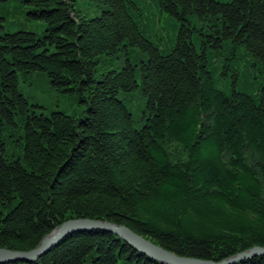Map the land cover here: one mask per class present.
Segmentation results:
<instances>
[{
	"label": "trees",
	"instance_id": "1",
	"mask_svg": "<svg viewBox=\"0 0 264 264\" xmlns=\"http://www.w3.org/2000/svg\"><path fill=\"white\" fill-rule=\"evenodd\" d=\"M6 1L46 26L0 31V248L31 250L55 225L86 217L188 257L221 261L264 246V0H156L183 21L166 48L143 34L134 0H88L94 17L77 0ZM129 46L147 58L96 78L102 57ZM222 49V66H212ZM242 66L245 83L260 84L224 92L214 70ZM36 71L78 95L84 114L33 111L19 74ZM134 91L146 98L141 127L121 97ZM121 262L164 264L104 230L4 264Z\"/></svg>",
	"mask_w": 264,
	"mask_h": 264
},
{
	"label": "rangeland",
	"instance_id": "2",
	"mask_svg": "<svg viewBox=\"0 0 264 264\" xmlns=\"http://www.w3.org/2000/svg\"><path fill=\"white\" fill-rule=\"evenodd\" d=\"M134 1L143 11L140 26L147 39L163 48L173 46L177 28L183 21L168 13H162L156 0ZM76 7L86 17H94L100 13L94 4L88 0H77ZM5 8H8L10 13L5 12ZM0 17H2L0 18V25L3 26L0 27V31L6 30L8 32H14L25 30L33 31L41 35L46 26L43 21L32 19L29 15L28 8L16 1H6L0 4ZM190 20L195 25L202 24L196 17H190ZM127 51L128 50H123L115 55L102 57L101 64L97 67L96 78H100L101 75L108 70L121 69L128 58H131L134 63H137L139 59L147 58V55H145L146 52H143L142 48L139 46H129V51ZM224 54H226V51L223 49L221 53H216L214 56H217L218 60L214 62L210 60L211 65L222 66V55ZM243 70V66L239 68L240 72L238 73L237 79L240 77L241 79L237 87L240 90L250 91L251 88H255L260 82L254 80V85L245 83L244 75L241 73ZM214 76L220 88L224 92L230 93L231 87L236 80L235 72L229 69H221L219 72H215L214 70ZM19 90L28 98L31 109L37 113L50 115L53 111H61L69 115L84 114L85 104L79 101L78 95H74V93L71 92L59 91L53 87L44 72L20 73ZM121 97L131 108L134 114L136 127H141L143 115L144 112H146V98L143 96L142 91L122 93ZM120 264L124 263L121 262Z\"/></svg>",
	"mask_w": 264,
	"mask_h": 264
},
{
	"label": "water",
	"instance_id": "3",
	"mask_svg": "<svg viewBox=\"0 0 264 264\" xmlns=\"http://www.w3.org/2000/svg\"><path fill=\"white\" fill-rule=\"evenodd\" d=\"M85 230H104L113 233L130 244L137 251L164 264H235L255 256H264V246L256 245L221 261L207 260L195 257L181 256L156 244L140 235L130 227L110 220L92 218H72L57 226L51 233L45 235L40 243L28 251L0 248V264L7 262L32 263L47 254L69 234Z\"/></svg>",
	"mask_w": 264,
	"mask_h": 264
},
{
	"label": "bare ground",
	"instance_id": "4",
	"mask_svg": "<svg viewBox=\"0 0 264 264\" xmlns=\"http://www.w3.org/2000/svg\"><path fill=\"white\" fill-rule=\"evenodd\" d=\"M235 75H236V80L234 81V83H235V85L237 86L238 85V83H239V81H240V79H241V77L239 78V79H237V77H238V73H235ZM96 76V75H95ZM66 221V220H65ZM63 223V222H62ZM119 224H122V223H119ZM60 225V224H59ZM59 225H55V227L53 228V230L57 227V226H59ZM125 225V224H124ZM127 226V225H126ZM52 230V231H53ZM133 230V229H132ZM136 232V231H135ZM51 233V232H50ZM73 234V233H72ZM70 235V234H69ZM68 235V236H69ZM141 235V234H140ZM117 236V235H116ZM67 237V236H66ZM147 238V237H146ZM42 240V239H41ZM152 241V240H151ZM157 244V243H156ZM53 248V247H52ZM164 248V247H163ZM166 249V248H165ZM168 250V249H167ZM170 251V250H169ZM40 259V258H39ZM37 261V260H36ZM33 262H35V261H33Z\"/></svg>",
	"mask_w": 264,
	"mask_h": 264
}]
</instances>
